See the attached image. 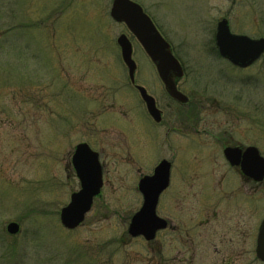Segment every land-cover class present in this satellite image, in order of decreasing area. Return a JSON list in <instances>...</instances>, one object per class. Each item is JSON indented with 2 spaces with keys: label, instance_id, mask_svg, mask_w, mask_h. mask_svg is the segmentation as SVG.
I'll use <instances>...</instances> for the list:
<instances>
[{
  "label": "rangeland",
  "instance_id": "1",
  "mask_svg": "<svg viewBox=\"0 0 264 264\" xmlns=\"http://www.w3.org/2000/svg\"><path fill=\"white\" fill-rule=\"evenodd\" d=\"M113 1L0 0V264H264L255 251L264 182L247 185L223 155L230 142L264 156V55L239 69L214 43L223 15L233 33L264 37V0H133L185 65L192 100L141 142L140 97L121 88L131 87L121 34L136 83L167 99L140 43L111 18ZM82 142L101 152L107 180L69 230L60 212L80 189L72 155ZM163 159L172 184L157 212L176 230L133 238L139 179Z\"/></svg>",
  "mask_w": 264,
  "mask_h": 264
},
{
  "label": "water",
  "instance_id": "2",
  "mask_svg": "<svg viewBox=\"0 0 264 264\" xmlns=\"http://www.w3.org/2000/svg\"><path fill=\"white\" fill-rule=\"evenodd\" d=\"M110 15L115 21L124 23L136 37L156 66L166 91L174 99L182 103L188 102V97L177 87V80L185 75L184 68L173 54L169 42L162 36L143 7L133 0H114ZM117 42L121 48L123 61L129 69L130 79L135 82L137 64L133 59L132 42L126 34H121ZM216 44L222 57L241 68L250 66L264 53V38L254 39L247 35L232 33L226 18L217 25ZM138 90L149 114L156 122H160L162 111L157 107L155 98L142 86H138ZM224 155L232 166H240L243 174L249 179L257 182L264 180V157L258 148L250 146L243 150L240 147H227ZM72 163L81 181V189L72 193L70 202L60 212L61 223L69 230L78 228L84 222L92 208L94 198L100 194L103 186L99 154L87 143L77 145ZM170 170L171 163L163 160L155 168L152 176H145L140 180L139 190L144 201L131 218L128 227L130 236H143L151 241L155 239L159 230L168 227V221L158 216L156 209L161 193L170 184ZM19 230L20 226L16 222H10L7 226L10 234H17ZM256 255L259 260L264 261V219L258 230Z\"/></svg>",
  "mask_w": 264,
  "mask_h": 264
},
{
  "label": "flooded vegetation",
  "instance_id": "3",
  "mask_svg": "<svg viewBox=\"0 0 264 264\" xmlns=\"http://www.w3.org/2000/svg\"><path fill=\"white\" fill-rule=\"evenodd\" d=\"M145 10V9H144ZM148 15L152 18V20L154 21V23H155V20H154V17H152L151 16V14H149L148 13ZM226 17L223 15L222 17H221V20L222 19H225ZM227 19V18H226ZM220 20V21H221ZM229 21V20H228ZM219 23V22H218ZM218 23H217V25H218ZM156 24V23H155ZM229 25H230V22H229ZM231 27V26H230ZM216 32H217V27H216V31H215V35H214V43H215V46H216V50H217V52H218V54L221 56V54H220V52H219V49H218V46H217V44H216ZM236 34V33H235ZM244 35V34H243ZM250 37V36H249ZM169 43H170V45H171V48H172V51H173V53L175 54V56L176 57H178L179 58V60L181 61V59H180V57L178 56V54L176 53V51H175V49H174V47H173V45L171 44V42H170V40L168 39V37H164ZM251 38H253V37H251ZM260 38H262V37H260ZM264 38V37H263ZM120 53H121V51H120ZM264 55V54H263ZM262 55V56H263ZM262 56L260 57V59L259 60H257V61H255L252 65H250L249 67H247V68H250V67H252L254 64H256L258 61H260L261 59H262ZM222 57V56H221ZM223 58V57H222ZM224 59V58H223ZM226 60V59H225ZM226 61H228V60H226ZM229 62V61H228ZM181 63H182V65H183V67H184V70H185V76L187 75V70H186V67H185V65L183 64V62L181 61ZM231 64V63H230ZM127 68V67H126ZM238 68V67H237ZM247 68H243V69H247ZM239 69H241V68H239ZM127 71H128V69H127ZM157 75H158V73H157ZM159 77V76H158ZM160 79V78H159ZM160 81H161V79H160ZM181 81L182 80H178L177 81V86H178V89L182 92V93H184V94H186L185 93V90L183 89V87L181 86ZM161 83H162V86H163V90H164V93H165V98L167 99V103L165 104V105H161V101H160V99L159 98H157L154 94H152V93H150V91L144 86V85H142V83L140 82V86H143V87H145L146 88V90L148 91V93L151 95V96H153L154 98H155V100H156V105H157V107L162 111V120L160 121V122H156L155 120H154V118L149 114V112H148V109H147V105H146V103H145V101H144V99H143V97H142V95H141V92H139V90H138V88H137V85H139V84H137L136 82L135 83H133V82H131L130 81V88L128 87V83H126V84H124L121 88L123 89V88H126L127 90H129V89H131L133 92H134V94H136V96L138 95L139 97H140V106L139 107H136L138 110H140V130L138 129V132H139V134H140V142L142 141V139H143V137L145 136V135H147V136H150V137H155V135L157 134V132H158V129L161 127V126H163V124H164V119H165V117L167 116L168 117V119H170L169 121H170V123H173L174 122V120H173V117H174V112L176 111V109L178 108V106H181V107H186V106H188V105H190L191 104V102H192V100H191V98L188 96V102H186V103H181V102H179L178 100H176V99H174V98H172L168 93H167V91H166V89H165V87H164V84H163V82L161 81ZM119 88H120V86H119ZM104 95H106L105 93H104ZM137 96V97H138ZM178 111V110H177ZM179 111H180V109H179ZM192 112V111H191ZM124 115L126 116V114L124 113ZM178 119L180 120V122H183L182 121V119L180 118V116L178 117ZM186 119V118H185ZM172 120H173V122H172ZM182 131V130H180V129H175V127L173 128V129H171V131L170 130H168V133H170V132H176V131ZM157 131V132H156ZM184 132V131H183ZM251 146H253V145H251ZM226 147H240V148H242V149H245L246 147H244V146H242V145H234V144H231L230 142H227L226 144H225V147H224V149L226 148ZM248 147V146H247ZM92 148V147H91ZM93 149V148H92ZM223 149V150H224ZM99 159H100V161H101V165H102V171H103V181H104V185H105V183H106V174H105V165H104V160L102 159V155H101V152H99ZM173 159V158H172ZM164 160V159H163ZM73 167V166H72ZM156 167V166H155ZM154 167V168H155ZM233 169H235L240 175H241V177H242V179L247 183V185H249V184H256V182L253 180V179H249L248 177H246L244 174H243V172L241 171V168L240 167H238V166H236V167H234V166H231ZM172 168H173V164H172V162H171V171H172ZM73 169H74V167H73ZM153 171H154V169H153ZM153 171L152 172H149L148 174H144L143 175V177L144 176H146V175H152L153 174ZM74 173H75V178L76 179H78L77 178V176H76V172H75V169H74ZM70 177V174L68 175V178ZM143 177H141L140 179H139V181L143 178ZM79 180V179H78ZM171 178H170V184H169V186H168V188L167 189H169L170 188V186H171ZM166 189V190H167ZM165 190V191H166ZM164 191V192H165ZM163 192V193H164ZM140 194H141V196H142V200H143V194H142V192L140 191ZM249 204V203H248ZM251 209V208H250ZM168 222H169V229H174V230H176V228L174 227V225H172V223L168 220ZM201 224H203L202 222H200ZM190 230V229H189ZM191 235H192V231L190 232V231H188V234H187V237L189 238V239H191ZM192 240V239H191ZM191 244L193 243V242H190Z\"/></svg>",
  "mask_w": 264,
  "mask_h": 264
}]
</instances>
